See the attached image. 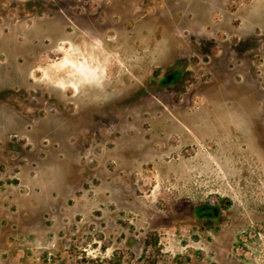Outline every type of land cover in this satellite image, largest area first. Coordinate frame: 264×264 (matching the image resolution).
<instances>
[{
	"label": "rangeland",
	"instance_id": "rangeland-1",
	"mask_svg": "<svg viewBox=\"0 0 264 264\" xmlns=\"http://www.w3.org/2000/svg\"><path fill=\"white\" fill-rule=\"evenodd\" d=\"M93 1L0 0V264H264V0Z\"/></svg>",
	"mask_w": 264,
	"mask_h": 264
},
{
	"label": "flooded vegetation",
	"instance_id": "flooded-vegetation-1",
	"mask_svg": "<svg viewBox=\"0 0 264 264\" xmlns=\"http://www.w3.org/2000/svg\"><path fill=\"white\" fill-rule=\"evenodd\" d=\"M86 3H85V5H82V3H81V0H70V2L68 3V4H66L65 6H64V8H60L61 9V11H62V9H64V10H67L68 12H71L73 9H75L74 11L76 12V11H80V9H81V13H82V15H86L87 17H90V19H91V24L92 25H94V26H102V24H100L101 22H99V19H100V12L102 11V10H104L103 8H106L104 5V3H99V2H96V1H93V0H84ZM91 2H94V6H92V7H89V4L91 3ZM144 3H145V0H144ZM92 8V9H91ZM128 10H129V8H128ZM104 12V11H103ZM72 13H74V12H72ZM112 16H113V21L112 20H108V25H110V26H117V22H114L115 20H114V18H120V13H119V11H117V9L116 8H113L112 9ZM197 46L199 47V43H197ZM235 50H233V52H234ZM181 60H184V58L182 59L181 58ZM182 75H183V72H182V70L180 69V67H177V68H174V69H171L170 71H169V73L168 74H165L164 76H163V78L161 79V80H159V87H167V86H170V85H173L174 84V82L178 79V78H180V77H182ZM168 78H169V80H168ZM58 107V106H57ZM93 115H97L98 114V112L95 110V111H92L91 112ZM98 131H99V127H97V128H95V130H94V132H93V134H97L98 133ZM74 135H73V133H72V131H70V137H73ZM83 138H84V140H86L87 139V137H85V136H83ZM72 143V142H71ZM74 143V142H73ZM71 144V147H74L75 146V144ZM201 206H208V210H206L205 212H204V214L205 213H207L208 211H209V213L210 212H213V210H218V208L216 207V206H212V204H210V203H208V204H203V205H201ZM198 207H200V206H198ZM210 208V209H209ZM195 212V211H194ZM218 212V211H217ZM195 214V213H194ZM196 215V214H195ZM197 217H200L199 215H196Z\"/></svg>",
	"mask_w": 264,
	"mask_h": 264
},
{
	"label": "trees",
	"instance_id": "trees-1",
	"mask_svg": "<svg viewBox=\"0 0 264 264\" xmlns=\"http://www.w3.org/2000/svg\"><path fill=\"white\" fill-rule=\"evenodd\" d=\"M210 209V208H209ZM208 210V206H200V207H196L194 209V213L196 215H199V216H207L208 218H214V217H217L218 216V210H213V212H210L209 211L207 213L204 214V212ZM151 264H155V263H151Z\"/></svg>",
	"mask_w": 264,
	"mask_h": 264
},
{
	"label": "water",
	"instance_id": "water-1",
	"mask_svg": "<svg viewBox=\"0 0 264 264\" xmlns=\"http://www.w3.org/2000/svg\"><path fill=\"white\" fill-rule=\"evenodd\" d=\"M168 80H169V78H168Z\"/></svg>",
	"mask_w": 264,
	"mask_h": 264
}]
</instances>
